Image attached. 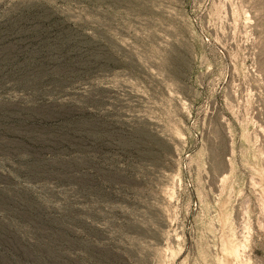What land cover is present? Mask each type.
<instances>
[{
	"label": "rangeland",
	"instance_id": "374dc122",
	"mask_svg": "<svg viewBox=\"0 0 264 264\" xmlns=\"http://www.w3.org/2000/svg\"><path fill=\"white\" fill-rule=\"evenodd\" d=\"M0 264H264V0H0Z\"/></svg>",
	"mask_w": 264,
	"mask_h": 264
}]
</instances>
